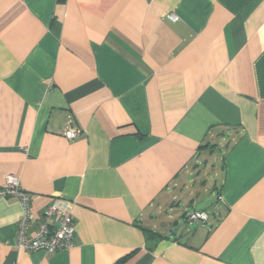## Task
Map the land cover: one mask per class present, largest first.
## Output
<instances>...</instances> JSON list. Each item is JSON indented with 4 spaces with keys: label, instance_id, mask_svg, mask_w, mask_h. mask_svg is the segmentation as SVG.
Listing matches in <instances>:
<instances>
[{
    "label": "crops",
    "instance_id": "0c3cea01",
    "mask_svg": "<svg viewBox=\"0 0 264 264\" xmlns=\"http://www.w3.org/2000/svg\"><path fill=\"white\" fill-rule=\"evenodd\" d=\"M8 175L74 245L19 249L0 197V264H264V0H0Z\"/></svg>",
    "mask_w": 264,
    "mask_h": 264
},
{
    "label": "built area",
    "instance_id": "2783aa9c",
    "mask_svg": "<svg viewBox=\"0 0 264 264\" xmlns=\"http://www.w3.org/2000/svg\"><path fill=\"white\" fill-rule=\"evenodd\" d=\"M169 19L175 21L177 16L173 13L168 15ZM79 135V129L72 125L71 120L67 122L64 136L74 139ZM0 197H16L19 199L23 213L18 221L16 245L25 251L42 250L47 253L57 251H69L73 247L75 224L70 214L60 208L59 200L55 199L43 212V222L38 223L34 230L29 233L30 224L34 222L31 213V194L20 184L19 178L8 175L0 186ZM185 221L195 223L204 222L208 218L205 210H189L184 215Z\"/></svg>",
    "mask_w": 264,
    "mask_h": 264
},
{
    "label": "rangeland",
    "instance_id": "374dc122",
    "mask_svg": "<svg viewBox=\"0 0 264 264\" xmlns=\"http://www.w3.org/2000/svg\"><path fill=\"white\" fill-rule=\"evenodd\" d=\"M211 205H212V199L207 201L204 207L205 211H207L209 214H211V212H213L212 210H214L211 208L212 207Z\"/></svg>",
    "mask_w": 264,
    "mask_h": 264
},
{
    "label": "water",
    "instance_id": "95a60500",
    "mask_svg": "<svg viewBox=\"0 0 264 264\" xmlns=\"http://www.w3.org/2000/svg\"><path fill=\"white\" fill-rule=\"evenodd\" d=\"M211 199V197H209L208 199H205L203 202L199 203L198 205L195 206V209L196 210H200V209H203L206 202L209 201Z\"/></svg>",
    "mask_w": 264,
    "mask_h": 264
}]
</instances>
